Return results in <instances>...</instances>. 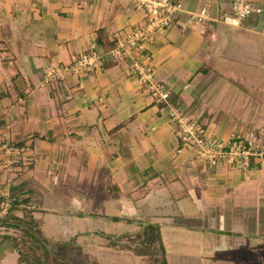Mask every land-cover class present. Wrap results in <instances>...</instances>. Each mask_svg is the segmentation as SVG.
<instances>
[{
  "label": "crops",
  "instance_id": "crops-1",
  "mask_svg": "<svg viewBox=\"0 0 264 264\" xmlns=\"http://www.w3.org/2000/svg\"><path fill=\"white\" fill-rule=\"evenodd\" d=\"M175 1L183 10L143 51L173 106L223 141L236 127H264V0H251L262 12L240 26L223 22L233 0ZM203 8L209 20L191 22ZM145 26L130 0H0V133L28 147L11 170L0 147V219L17 198L25 203L15 213L38 220L32 235L53 248H88L84 237L117 221V237L154 225L161 246L194 248L167 252L169 264H264L259 162L212 167L197 158L170 107L133 74L135 50L44 83L49 64H72L94 44L102 51L100 30L111 43ZM8 235L25 232L0 224V247L15 250Z\"/></svg>",
  "mask_w": 264,
  "mask_h": 264
},
{
  "label": "built area",
  "instance_id": "built-area-1",
  "mask_svg": "<svg viewBox=\"0 0 264 264\" xmlns=\"http://www.w3.org/2000/svg\"><path fill=\"white\" fill-rule=\"evenodd\" d=\"M115 1V0H112ZM139 6L146 14V26L138 27L119 38L115 47L109 52L116 59H120L134 50L132 72L135 74L142 88L154 100L170 107V119L175 124L182 142L191 144L195 148V156L215 167L220 161L228 166L236 164L249 165L252 158L259 162L264 172V127L250 125L241 131L238 127L232 132L229 140L211 134L190 114L184 113L171 103V92L166 85L157 79L156 72L144 56V44L154 39L156 32L167 30L175 21L177 14L183 10L180 2L175 0H130ZM262 9L251 0H233L232 11L223 16V22L240 26L243 21ZM207 9L203 8L191 14V22L204 23L209 20ZM134 47V48H133ZM104 54L94 44L83 52L72 64L63 65L57 62L49 64L44 72V83L64 78L69 72L79 73L84 70H93L103 64ZM0 147L4 150L1 166L11 170L19 158L28 150L25 145L12 141L7 133H0ZM264 185V184H263ZM11 201L3 203L5 215Z\"/></svg>",
  "mask_w": 264,
  "mask_h": 264
},
{
  "label": "trees",
  "instance_id": "trees-1",
  "mask_svg": "<svg viewBox=\"0 0 264 264\" xmlns=\"http://www.w3.org/2000/svg\"><path fill=\"white\" fill-rule=\"evenodd\" d=\"M99 43L102 45V52L104 54L103 63L106 67H110L112 62H109V52L115 47V42L107 43L103 38V31H99L98 37ZM17 144L22 145V142H17ZM2 199V198H1ZM10 207L3 218L0 219V224L11 223L16 225L19 229L25 232V236H5L10 238L13 242V249H16L20 253V261L22 264H51L56 258L54 257L56 253L64 254L67 247L76 248V246H71L69 244L57 243L56 249H52L49 240L42 238L41 236H33L35 229L38 227L39 221L33 216L28 215V211L24 209L25 214L23 216H18L15 212L20 209V205L25 203L24 201L18 200L17 198L11 199ZM23 210V209H22ZM148 230H152L153 233L148 235ZM29 236L31 238H29ZM131 237V236H130ZM131 244L123 245L124 249H128L136 253L138 256L145 257L150 256L155 259V261L160 262L159 254L161 243V233L160 229L156 226L150 225L143 231L137 233L134 237L129 238ZM24 248H29L25 251ZM77 249V248H76ZM41 251V254H37ZM163 261L161 264H169L166 261V256L162 255ZM77 264H85L83 261L76 262ZM86 264H89L88 262ZM96 264V263H92ZM160 264V263H159Z\"/></svg>",
  "mask_w": 264,
  "mask_h": 264
},
{
  "label": "rangeland",
  "instance_id": "rangeland-1",
  "mask_svg": "<svg viewBox=\"0 0 264 264\" xmlns=\"http://www.w3.org/2000/svg\"><path fill=\"white\" fill-rule=\"evenodd\" d=\"M105 223L106 222H104L102 226L98 227H102L103 229L105 227L107 231L104 234L111 232L110 235L99 234L95 238L87 235V237H84L83 240L86 239L85 242L88 248H82L79 246H76L77 249L67 247L64 254L61 255L56 253L54 256L56 259L51 262V264H77L76 262L80 261H83L85 264L87 262L89 264H161L163 261L162 255L166 256L167 252L170 253V255H181L188 253L190 249L191 251L194 250V248H165V246H162L158 257V259L160 258V262L159 260L155 261L156 258L153 260L150 256L141 257L131 250L121 248L123 245L131 244V240L129 238L134 236L127 235L117 237V231H120V229L117 228V221H110L108 224ZM103 229L100 228V230L104 231ZM152 233V230H148V235H151ZM94 242L103 243V245L101 244V246H99L98 244H94ZM24 249L27 251L29 248ZM52 249L55 250L56 248ZM0 252L4 255L2 260L1 257L3 256L2 253H0L1 264H22L19 260L20 253L18 250H9L5 248L4 245L2 248L0 247ZM37 254H41V251H38ZM166 261L168 262L167 256Z\"/></svg>",
  "mask_w": 264,
  "mask_h": 264
}]
</instances>
